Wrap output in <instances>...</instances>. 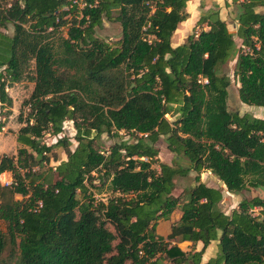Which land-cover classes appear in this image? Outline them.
<instances>
[{"label":"trees","instance_id":"1","mask_svg":"<svg viewBox=\"0 0 264 264\" xmlns=\"http://www.w3.org/2000/svg\"><path fill=\"white\" fill-rule=\"evenodd\" d=\"M84 1L77 11L63 10L67 0H0V28H12L0 35L1 107H11L4 80L18 82L32 65L34 83L16 154L0 156V173L12 179L0 187V255L5 240L17 250L0 264H264V197L225 214L221 190L199 180L208 171L229 194L264 190V119L227 110L223 71L233 62L238 101L264 107V12H255L264 0L237 4L234 33L217 10L202 14L175 47L187 0ZM103 20L120 29L113 44L94 35ZM61 27L55 44L48 38ZM43 134L54 144L41 143ZM101 135L116 140L103 150ZM159 138L176 163L159 162ZM52 147L65 160L43 172ZM189 171L193 185L180 202L174 180ZM103 187L106 198H97ZM176 207L177 223L157 235ZM213 241L214 256L202 262ZM169 242H187L188 251Z\"/></svg>","mask_w":264,"mask_h":264},{"label":"rangeland","instance_id":"2","mask_svg":"<svg viewBox=\"0 0 264 264\" xmlns=\"http://www.w3.org/2000/svg\"><path fill=\"white\" fill-rule=\"evenodd\" d=\"M76 15L70 14L67 20L73 19ZM76 18V17H75ZM227 29L234 33L235 31L232 29V26L230 23L227 25ZM195 30V29H194ZM65 28L61 27L56 32L52 33L49 40L53 41L55 44H57L58 39L62 36H64ZM0 35L4 36L5 38H9L12 35V28L10 25L6 26L5 29L0 28ZM95 37H97L100 40H103L105 42H108L110 44H113L116 42L120 37V29L116 23L108 22L103 20L102 24L99 28H96L94 31ZM233 40L237 46H239V41L234 36ZM0 43L2 46L6 43V39H0ZM232 68H233V62L227 63V65L223 68V71L227 74L230 80V84L227 88V98H226V106L227 110L229 112L236 111L238 114H247L250 117L253 115L252 113L256 112V108L259 109L260 107H253V106H246L244 104H241L237 99V93L236 88L237 84L232 78ZM32 65L28 69H26L21 77V79L18 82L15 83H9L6 80H4V92L11 100V108L14 109V117L12 119L6 118V112L10 114L11 111L6 110V112L1 111L5 107H0V123L6 125L7 122L9 123L7 127L5 128L3 135H4V143L3 148L0 149V155H15L16 150L18 148V145L14 142H12L11 137L13 134V131L15 128L22 124L24 118L26 117V114L28 113V110H26V105L22 106V102L29 98V96L32 93L33 90V81L30 80V78L33 77L32 74ZM13 112V111H12ZM13 113V114H14ZM5 115V121H1V118ZM18 116H20L18 119ZM165 120L168 122H171L173 120V117H170L168 115L164 116ZM2 130H0L1 132ZM62 137L66 138L69 144L68 148L71 150L75 143L71 139L73 135V130L71 129L69 124L63 125V132L61 133ZM121 137L124 140H127V136L122 135ZM116 139H113L111 137H107L106 135H101L99 140L97 141V146L100 149L106 150ZM41 143H43L46 146H51L55 142V138L49 134H43L42 138L40 139ZM156 147L158 149V160L159 162L172 165L176 162L173 160V156L166 150L165 144L162 141V138H159V140L156 143ZM46 156H49V164L48 165H42V170L45 172V170L48 167L55 166L59 161L65 160V154L61 147H52L51 151L47 153ZM178 164L182 165V167H186V163L183 160H179ZM153 168L156 169L155 166ZM205 173V172H202ZM193 177L194 173L189 171V173L182 178H175L174 180V188H173V195H176L181 202H185L188 199L189 189L193 185ZM199 180L201 182H204V184H216L220 185V183L216 180L215 177L208 174H200ZM106 188L103 187V191L100 195L97 196V198L105 199L107 196ZM222 191V190H221ZM253 196H260L264 197V190L262 189H247L244 191H240L237 194H229L227 192L222 191V199L217 205V208L221 211H223L225 214L229 213V211L232 208H235L237 203L241 201L242 199H250ZM15 199H19L18 196L14 197ZM76 214V213H75ZM255 214V213H254ZM164 224V223H163ZM159 226V225H158ZM107 227L112 230V227L110 225H107ZM158 230V227H157ZM0 233L5 236V226L2 222H0ZM6 246L4 250L2 251L0 255V260L5 262H10L12 258L17 254V250L14 246L9 245L7 240H5ZM170 245L176 244L175 242H169ZM176 246L184 251H188V245L187 244H176ZM216 251V244L212 245L208 248V251L202 256L201 261L205 262V257L207 256L209 258L213 257Z\"/></svg>","mask_w":264,"mask_h":264},{"label":"crops","instance_id":"3","mask_svg":"<svg viewBox=\"0 0 264 264\" xmlns=\"http://www.w3.org/2000/svg\"><path fill=\"white\" fill-rule=\"evenodd\" d=\"M241 1L242 0H187V2L185 3V8H184L186 13H187V18L184 21L180 22L176 26V29L174 30V32L172 33V36L170 38L171 46L175 47L177 45H180L184 41L185 37L192 32V29L194 28V24L198 20V18L202 14H205L206 12H208L210 10H217L219 19L224 21L226 25L228 23H230L232 26V29L235 31L236 26H237L236 22H235V14H236V10H237V4L240 3ZM255 12H264V7L255 8ZM202 29L205 30L206 28L203 27ZM197 32H198V28H195V33H197ZM0 107H1V105H0ZM6 110L11 111L10 114H8L6 112ZM1 111L6 112V118L7 119H12L15 115L14 109L11 107L10 108H3ZM255 111L256 112L252 113L253 115H251L252 118L264 119V107H260L259 109L256 108ZM1 121H5V115L3 116V118H1ZM8 124H9L8 122L6 125L1 124L0 130H2V131L0 132V149L3 148V146H2L4 143L3 132H4V130ZM20 127H21V124H19L15 128V130L13 131L11 140L14 143H15V134ZM11 155H13V154H11ZM204 172L205 173H201V174L211 175L208 171H204ZM5 174H7V173H5ZM202 183L204 184V182H202ZM205 186L215 188V189H220V190L226 192L223 185L206 184ZM172 191H173V189H172ZM171 194L173 195L172 192H171ZM173 196L177 197L176 195H173ZM179 217H180V211H179V208L176 207L172 211V213L170 214L168 220H166V221L160 220L157 222V224L155 226L156 234L163 237V238H166V236L169 234L170 227L173 224L177 223V221L179 220ZM157 227H158V230H157ZM216 243H217V241L211 242L206 247L204 252L206 253L208 251V248L212 245H215ZM178 244H187L188 245L187 242H181ZM200 247H201L200 244H197L196 250H198ZM204 257H205V261L207 259H209V257H207V256H204Z\"/></svg>","mask_w":264,"mask_h":264},{"label":"built area","instance_id":"4","mask_svg":"<svg viewBox=\"0 0 264 264\" xmlns=\"http://www.w3.org/2000/svg\"><path fill=\"white\" fill-rule=\"evenodd\" d=\"M67 2L68 4L63 8V10L71 9L74 7L78 11L85 6L84 0H67ZM199 82L206 83L205 80H200ZM26 110H28V105H26ZM11 184H12V179L10 174L8 172L0 173V187L6 188L11 186Z\"/></svg>","mask_w":264,"mask_h":264}]
</instances>
